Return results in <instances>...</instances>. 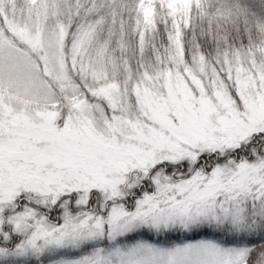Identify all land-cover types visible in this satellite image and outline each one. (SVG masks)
<instances>
[{"label":"snow or ice","instance_id":"snow-or-ice-1","mask_svg":"<svg viewBox=\"0 0 264 264\" xmlns=\"http://www.w3.org/2000/svg\"><path fill=\"white\" fill-rule=\"evenodd\" d=\"M0 264H264V0H0Z\"/></svg>","mask_w":264,"mask_h":264}]
</instances>
